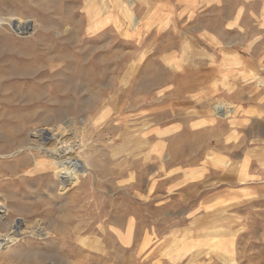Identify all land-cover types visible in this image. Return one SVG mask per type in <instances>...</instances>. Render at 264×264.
Instances as JSON below:
<instances>
[{
    "label": "rangeland",
    "instance_id": "1",
    "mask_svg": "<svg viewBox=\"0 0 264 264\" xmlns=\"http://www.w3.org/2000/svg\"><path fill=\"white\" fill-rule=\"evenodd\" d=\"M177 2L0 0L35 25L0 35V200L47 229L0 264H264V0ZM53 129L91 168L63 191L5 158Z\"/></svg>",
    "mask_w": 264,
    "mask_h": 264
},
{
    "label": "bare ground",
    "instance_id": "2",
    "mask_svg": "<svg viewBox=\"0 0 264 264\" xmlns=\"http://www.w3.org/2000/svg\"><path fill=\"white\" fill-rule=\"evenodd\" d=\"M5 6L3 7L5 8ZM4 10L3 12H6ZM34 27L35 25L32 22L19 16L0 13L1 36H5L8 31L31 36ZM219 109L223 110L220 111ZM230 109L223 103L217 105L215 108L217 117L226 116ZM63 135L56 129L40 130L39 133H32L24 145L10 152L5 158L15 159L24 156L23 154L25 153L26 157L22 159L24 163L27 162L26 158L33 160L34 165L40 170H46L50 173L52 186L55 188L54 191H57V189L63 191L69 186L77 185L82 179L88 177L91 172L89 163L84 157L87 145H82L78 142L72 143L69 139H64ZM126 152L129 154L130 151ZM9 166L11 170L17 169L16 163ZM4 201L0 200V261L5 259H37L38 255L33 251V246L28 244L27 247H23L21 242L43 239L47 235V229L37 227V223V226L32 227L18 219L7 220L10 207Z\"/></svg>",
    "mask_w": 264,
    "mask_h": 264
},
{
    "label": "crops",
    "instance_id": "3",
    "mask_svg": "<svg viewBox=\"0 0 264 264\" xmlns=\"http://www.w3.org/2000/svg\"><path fill=\"white\" fill-rule=\"evenodd\" d=\"M177 3L176 13H231L233 10V0H178Z\"/></svg>",
    "mask_w": 264,
    "mask_h": 264
}]
</instances>
